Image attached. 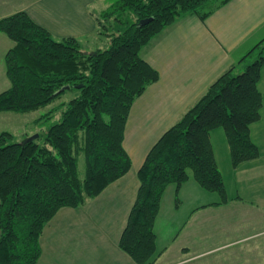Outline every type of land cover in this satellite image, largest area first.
Returning a JSON list of instances; mask_svg holds the SVG:
<instances>
[{
    "label": "trees",
    "instance_id": "16d2710c",
    "mask_svg": "<svg viewBox=\"0 0 264 264\" xmlns=\"http://www.w3.org/2000/svg\"><path fill=\"white\" fill-rule=\"evenodd\" d=\"M228 1L203 10L207 0H110L100 17L132 13L136 20L132 15L126 22L119 18L121 26L109 34V46L92 52L83 51L75 37L54 38L24 10L0 18V32L14 41L4 56L10 84L0 92V111L37 110L67 89L77 92L62 106L60 117L34 140L16 141L12 132H0V264H36L41 233L55 213L64 206L82 205L130 169L123 144L128 115L133 101L160 77L142 57V48L181 15L196 13L204 21ZM148 17L150 22L138 24ZM263 42L238 64L257 54L254 61L222 73L149 150L119 240L138 264L156 261L154 223L168 184L179 186L191 171L201 186L226 200L210 140L213 128L225 129L235 166L258 156L250 125L260 118L263 106L258 86Z\"/></svg>",
    "mask_w": 264,
    "mask_h": 264
},
{
    "label": "crops",
    "instance_id": "0c3cea01",
    "mask_svg": "<svg viewBox=\"0 0 264 264\" xmlns=\"http://www.w3.org/2000/svg\"><path fill=\"white\" fill-rule=\"evenodd\" d=\"M110 3L0 0V18L24 10L54 38L75 37L83 51L92 52L107 48L109 34L117 31L101 29L100 15ZM261 39L264 0H229L204 21L196 13H185L151 38L141 55L160 77L133 101L128 115L123 144L131 158L130 169L82 205L64 206L55 213L41 233L36 264H138L119 240L149 150L222 73L232 65L243 68L244 61H238ZM13 45L0 32V85H4L0 92L10 84H4L8 79L4 56ZM258 86L263 96L261 116L250 125L258 156L235 166L225 129L210 131L227 198L205 189L191 171L179 186L168 184L154 223L156 261L264 263V64Z\"/></svg>",
    "mask_w": 264,
    "mask_h": 264
},
{
    "label": "rangeland",
    "instance_id": "374dc122",
    "mask_svg": "<svg viewBox=\"0 0 264 264\" xmlns=\"http://www.w3.org/2000/svg\"><path fill=\"white\" fill-rule=\"evenodd\" d=\"M110 1V0H108ZM221 0H207V2L203 6V10H210ZM128 15H132V13H124L123 16L119 15L118 17L112 16L109 18L101 17L100 24L101 29L105 31H113L115 28L118 29L121 26V23L118 21L121 18V22H126V17L129 18ZM136 20V17L133 16ZM103 33H105L103 31ZM264 45V42L262 46ZM258 57L257 54H254L248 59H246L243 63V66L251 63ZM9 83V79L4 81V84ZM4 85H0V88H3ZM77 94L76 90L67 89L59 98H57L51 104L39 108L37 110H32L28 112H14V111H0V132L7 130L12 132L14 140L22 141L30 135L43 132L52 122L56 121L61 114L62 106L66 104L72 97ZM79 172L81 176L85 173V159L82 155L79 158ZM165 191V190H164ZM203 261V260H202ZM199 261L202 264H210L211 261ZM180 259H176V261H163L158 260L154 264H180ZM182 264H197V261H182ZM216 264V262H214Z\"/></svg>",
    "mask_w": 264,
    "mask_h": 264
},
{
    "label": "water",
    "instance_id": "95a60500",
    "mask_svg": "<svg viewBox=\"0 0 264 264\" xmlns=\"http://www.w3.org/2000/svg\"><path fill=\"white\" fill-rule=\"evenodd\" d=\"M150 20H152L151 17L143 18V19H140V20H139L138 24L141 26V25H144V24L150 22ZM81 86H82V84H79V85H78V87H81ZM69 87H70V86L67 85V86L63 87L62 89H64V88H69ZM38 135H39L38 133L33 134V135H30V136L27 137V140H34L35 138L38 137Z\"/></svg>",
    "mask_w": 264,
    "mask_h": 264
}]
</instances>
